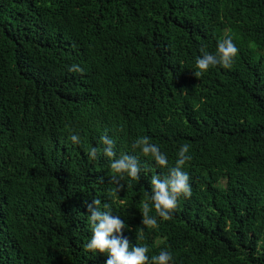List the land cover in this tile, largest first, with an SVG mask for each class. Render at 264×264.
Returning <instances> with one entry per match:
<instances>
[{"label": "trees", "instance_id": "obj_1", "mask_svg": "<svg viewBox=\"0 0 264 264\" xmlns=\"http://www.w3.org/2000/svg\"><path fill=\"white\" fill-rule=\"evenodd\" d=\"M225 38L232 67L196 77ZM105 134L138 180L112 179ZM141 137L170 167L184 145L191 157L190 195L143 232L150 179L168 169ZM94 199L149 255L264 264V0H0V264H105L84 251Z\"/></svg>", "mask_w": 264, "mask_h": 264}, {"label": "clouds", "instance_id": "obj_2", "mask_svg": "<svg viewBox=\"0 0 264 264\" xmlns=\"http://www.w3.org/2000/svg\"><path fill=\"white\" fill-rule=\"evenodd\" d=\"M201 55L195 60L193 74L196 77L203 76L210 68L217 65L228 69L232 67L234 58L238 54V48L231 38H225L217 44L215 52H208L201 49ZM71 142L78 145L81 142L79 134H72ZM103 147V155L110 160V169L113 173L112 179L116 180L130 178L138 180L141 167L135 156L127 153L117 157L114 150L115 142L107 134L100 137ZM135 148L140 150V154L154 162L157 168L168 169V174L161 178L160 175H152L150 179V200L151 207L145 203L142 210V225L140 231L145 228L158 227L156 217L162 220L170 219V213L176 208L178 198L190 195L189 176L185 172L184 166L191 159L187 155L189 147L184 145L180 148L174 166H169L168 156L161 151L156 144L150 143L147 137L136 140ZM97 156V149L92 148L90 157ZM119 191V189H115ZM152 209L156 216L149 215ZM88 222L91 235L84 245V251L91 253V257L100 254L106 255L105 264H174L171 252L161 249L158 254L149 255L150 248L145 244L131 245L127 238H122L121 230L127 225L120 219L119 215H112V206L103 203L100 199H94L87 205ZM139 239H143L140 236Z\"/></svg>", "mask_w": 264, "mask_h": 264}]
</instances>
